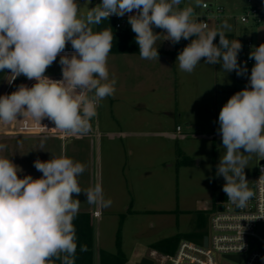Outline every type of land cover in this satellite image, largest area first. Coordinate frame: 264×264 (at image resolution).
<instances>
[{
  "label": "clouds",
  "instance_id": "1",
  "mask_svg": "<svg viewBox=\"0 0 264 264\" xmlns=\"http://www.w3.org/2000/svg\"><path fill=\"white\" fill-rule=\"evenodd\" d=\"M182 0H101L84 16L77 0H0V73L9 70L12 83L24 76L35 80L31 87L20 84L16 91L0 95V122L30 119L41 125L44 118L67 135H87L100 103L116 91L117 80L107 66L113 46L111 27L94 31L111 16L123 18L135 33L141 59L158 60L157 41L163 34L173 45L189 40L177 55L181 71L191 73L204 64H221L225 73L246 76V62H238L241 42L229 39L227 20L217 28L199 20L191 4ZM201 0H195L198 7ZM164 30L154 32L153 28ZM219 37V43L214 40ZM70 43L73 51L65 52ZM61 53H63L61 55ZM62 79L45 75L57 60ZM254 59L248 84L222 106L217 129L225 150L216 167L223 177L222 191L243 208L253 197L245 176L249 158L264 160V43L252 46ZM44 141H41L43 150ZM7 148L0 143V151ZM243 150V151H241ZM33 166L39 178L18 175L22 169L12 159L0 157V264H75L76 228L73 223L86 195L90 205L108 208L102 181L82 189L78 177L85 165L66 154L47 161L37 158ZM260 180L264 181V169ZM264 218V217H262ZM86 251V245L81 246ZM63 254V255H62Z\"/></svg>",
  "mask_w": 264,
  "mask_h": 264
},
{
  "label": "rangeland",
  "instance_id": "2",
  "mask_svg": "<svg viewBox=\"0 0 264 264\" xmlns=\"http://www.w3.org/2000/svg\"><path fill=\"white\" fill-rule=\"evenodd\" d=\"M77 2L80 16L99 4V0ZM203 2L224 9L218 22L210 20L211 28L227 20L231 31L244 40L255 42L264 38V22H240L247 0H201L198 7L195 0H182L179 7L191 4L204 13ZM153 30L164 31L155 27ZM165 39L162 34L157 41L158 49L174 51L175 45ZM187 44L183 40V47ZM67 47L72 48L70 43ZM177 55L159 56L158 61L141 59L138 54H109L107 66L110 77L114 75L117 80L116 91L98 106L99 131L106 134L113 127L114 131L134 130L136 136H116L110 141L115 145L112 150L105 147L106 136L101 138L98 149L95 128L89 132L91 139L68 138L64 142L66 155L85 165L84 173L78 177L81 188L94 186L99 173L105 198L112 201L108 208L94 205L101 213L92 223L99 244L115 252L119 233L129 261L142 253L154 264H168L163 260L171 253L151 251L152 244L179 234L208 233L213 203L225 197L222 191L225 181L216 176L217 164L225 151L217 129L219 112L229 96L220 90L237 84V75L234 71H222L221 64H204L203 58L193 72H183L176 62ZM238 62L244 63L242 52L238 54ZM7 72L6 69L1 73V86ZM60 72L57 58L45 75ZM29 81L24 76L17 77L15 88ZM242 87L245 84L240 82L239 88ZM20 121L14 123L19 125ZM108 123L110 128L106 127ZM177 126L181 132H176ZM13 140L26 148L34 143L38 149L44 141L36 137ZM51 143L44 141V146H50L51 155L60 156L61 145ZM71 145L74 149L69 150ZM261 161L252 154L245 174L255 177ZM74 198L81 201L82 208L90 205L84 193L78 197L74 194ZM191 241L199 243L195 238ZM217 264L236 263L218 257Z\"/></svg>",
  "mask_w": 264,
  "mask_h": 264
},
{
  "label": "built area",
  "instance_id": "3",
  "mask_svg": "<svg viewBox=\"0 0 264 264\" xmlns=\"http://www.w3.org/2000/svg\"><path fill=\"white\" fill-rule=\"evenodd\" d=\"M202 9L204 13H199L197 9L195 12L198 19L206 22L209 27L211 19L218 22L224 13L221 6L214 8L206 2L202 3ZM111 17L117 18L116 28H123L128 23L127 14L123 18L114 15ZM240 22H252L254 24L264 22V0H247L245 12L240 17ZM261 43H264V39L258 42L247 39L243 45L242 58L243 62H246L248 74L239 76L238 80L245 86L248 84L251 68L255 64L254 59H249V52L252 50V46H259ZM72 51L73 49L66 45L65 52L71 53ZM47 76L55 80L62 79L61 72ZM7 79H11L9 70L0 89V95L10 94L17 90L15 88L17 78L12 83H9ZM35 83V80H30L27 86L31 87ZM176 130L179 132L181 128L177 126ZM15 131L19 134L56 135L62 138L71 136L56 129L54 122L47 118L41 121V125L30 119H22L19 125L15 127ZM262 169H264V164L259 165L256 176L251 182L248 181V187L254 192V195L245 207L240 208L232 204L226 194L223 201L217 202V209L210 216L207 247L203 246V241L202 243H195L182 239L175 252L168 254L163 263L217 264L218 257L237 255L243 256L240 264H264V229L261 233L258 231L259 227L264 225V218H262L264 217V181L259 179ZM93 215L98 217L99 212L95 211ZM252 239L255 240L253 244H251Z\"/></svg>",
  "mask_w": 264,
  "mask_h": 264
},
{
  "label": "crops",
  "instance_id": "4",
  "mask_svg": "<svg viewBox=\"0 0 264 264\" xmlns=\"http://www.w3.org/2000/svg\"><path fill=\"white\" fill-rule=\"evenodd\" d=\"M99 3H101V0H99ZM209 28H211V27H209ZM226 34L231 35L234 39L240 38L242 45L245 42V40H247V39L244 40L240 35H237L232 31L226 32ZM263 39H261V40H263ZM261 40H259V41H261ZM256 42H258V41H256ZM167 55H169V54L159 55V56L166 57ZM238 78H239L238 76L235 77V81L237 82V84L233 83L229 86H226L225 88H222L220 90V92L223 95H228L230 98L233 94L240 91L243 87L239 88L240 81L238 80ZM115 120L118 121L121 119L115 118ZM92 124H94L92 129L94 130V128H95V137H96L98 149H100V147H101L100 143H101V138L103 136H106V138H107V141L104 142L105 147L107 149L111 148V150H112L115 145L112 144L110 141H112L116 136H118L119 138H122L123 136H126V135L136 136V134H137L134 130L131 132L123 131V130H117V131L115 130L114 131V130H111V129H113V127H111V126H110L111 129H108V130H110V131H108V133L105 134L103 131L100 132L99 131V128H100L99 121L96 117L92 121ZM16 126L17 125H16V123H14V121L9 123V124H4V123L0 122V143L7 145V148L5 150L0 151V157L6 156V157L12 159L13 163L18 165L22 169V171L20 173H18V175H20L21 177H23L24 175H28V174L32 175L33 178L41 177L42 173L38 172L35 169V167L33 166V162L37 158H39L41 161L49 160L51 158V150H50V146H46V145L43 146V150H41V148L38 149L34 143H32V147H27V148L24 147V145L21 143L16 145V142H13L14 138L15 139H19V138L24 139V137H25L26 140H29V138H35L36 137L39 141L41 139L44 141H51L52 142L51 144H53V145H54V143L55 144L59 143L61 145V149H60L61 154L62 153L66 154L67 150H66L65 143H64V142H66V139L74 138L75 141H79V140L82 141L86 137H88L90 139L92 138V136H91L92 134H90V133H88L87 135H78V136H72L71 135V136L66 137V138H62V137L56 136V135L19 134V133H16V131H15ZM106 127L110 128L109 123L107 124ZM181 131H182V129L179 132H181ZM105 132H107V131H105ZM123 145H125V143H123ZM69 147H70L69 150H72V148L74 149V145H71ZM64 148H65V152H64ZM8 152H10V156L7 155ZM130 153L132 154L131 150H130ZM245 176L249 177V175H247V174H245ZM95 211L99 212L98 217H94L93 213ZM79 212H90V214H91V242H90L89 264H100V252H107L110 254H116L117 253V247H116V251L114 252L113 250H108L107 248L105 249V247H103L99 244L98 239H97V234L93 230V225H92L94 219H98L101 217L100 210L97 207L95 208L94 205H89L85 208L80 207ZM121 250L127 258L126 264H130V262L133 264H137V262H139L143 257H146V255L140 253V254H136L135 258H133L131 261H129L130 257L124 252V250L122 248V243H121ZM151 251H155V250L152 249Z\"/></svg>",
  "mask_w": 264,
  "mask_h": 264
},
{
  "label": "trees",
  "instance_id": "5",
  "mask_svg": "<svg viewBox=\"0 0 264 264\" xmlns=\"http://www.w3.org/2000/svg\"><path fill=\"white\" fill-rule=\"evenodd\" d=\"M117 18L109 17L108 20L102 21L98 26H95V31L102 30L107 27H111L114 39L112 50L109 54H139V46L135 41V33L132 32L131 26L129 23L126 24L123 28H116ZM228 38L234 39L231 35L226 34ZM240 42L241 39L237 38ZM183 40L175 44L174 51H165L158 50L159 55L165 54H177L183 47ZM190 43V39L187 40ZM215 44L219 43V37L217 36L214 40ZM245 43V42H244ZM243 43V45H244ZM242 45V49H243ZM242 52V51H241ZM1 76V73H0ZM0 83V89H1ZM217 202L214 201L212 206V213L217 209ZM76 228V252H75V264H89L90 258V242H91V214L90 212H79L77 217L73 221ZM207 235L206 232L198 231L190 234H179L172 236L170 238L163 239L152 244L153 250L159 251L161 253H174L177 249L179 242L182 239L190 240L195 238L199 240V243H202L203 237ZM86 245V251L81 250V246ZM117 253L110 254L107 252H100V264H126L127 258L121 250V239L118 233L116 239ZM63 255V254H62ZM53 264H61L60 259L53 258Z\"/></svg>",
  "mask_w": 264,
  "mask_h": 264
},
{
  "label": "water",
  "instance_id": "6",
  "mask_svg": "<svg viewBox=\"0 0 264 264\" xmlns=\"http://www.w3.org/2000/svg\"><path fill=\"white\" fill-rule=\"evenodd\" d=\"M260 164H264V160H262L260 162ZM247 181L251 182L253 177H246ZM221 181H225L223 177L220 178ZM264 229V225L260 226L259 227V232L261 233ZM254 239L251 240V244L254 243ZM203 246L204 247H207L208 246V236L205 235L203 237ZM224 259L228 260V261H231V262H234L236 264H240L241 261H242V258L243 256H237V255H225L223 256ZM137 264H154V261L150 258H147V257H143L139 262H137Z\"/></svg>",
  "mask_w": 264,
  "mask_h": 264
}]
</instances>
